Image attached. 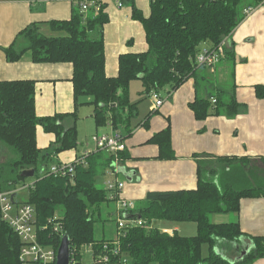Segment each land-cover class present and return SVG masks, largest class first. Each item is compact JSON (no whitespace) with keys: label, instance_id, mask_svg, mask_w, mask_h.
<instances>
[{"label":"trees","instance_id":"1","mask_svg":"<svg viewBox=\"0 0 264 264\" xmlns=\"http://www.w3.org/2000/svg\"><path fill=\"white\" fill-rule=\"evenodd\" d=\"M81 1L77 0L70 19L50 21L52 29L62 35L47 36L37 23H30L16 34L9 46L2 48L8 62L21 59L25 53L36 63L70 62L75 110L39 117L35 112L33 80H0V151L6 148L12 154L0 162V191L23 182L26 178L20 175L23 170L34 169L35 180L27 188V198L23 201L34 206L37 225L48 224L39 234L43 244L57 250L62 234L68 236L69 264H82L81 249L85 245L91 247L94 256L108 252L109 263L114 264H250L253 259L264 258V236L247 234L238 221L216 224L209 218L213 213L238 212L241 198L264 196V157L258 161L261 166L246 157L219 156L218 167H212L214 174L204 172L203 163L198 161L195 188L149 191L145 201L135 203L128 212L139 214L144 224L117 230L120 236L107 240L96 239L94 235L95 216L109 196L107 189L96 185L95 177L108 162L125 160L126 149L116 155L111 153L103 161L102 151L90 154L85 165L75 166L72 176L40 175L48 168L47 163L54 161L53 155L77 146L75 123L80 97L92 98L89 103L97 127L110 122L117 129L135 111V104L129 103L131 80L141 81L143 94L151 90L160 92L164 87L168 93L173 92L198 68L193 59L200 45L209 41L214 47L230 35L243 19L244 5L250 3L247 0H149L150 13L145 17L134 0H121L123 5L132 7V18L141 22L147 50L121 53L117 75L109 77L105 74L102 35L108 20L105 4L99 11L90 6L83 12ZM222 91L217 93L214 104L208 98L191 101L194 117L204 120L211 107L218 108ZM255 93L259 99L264 98V84L256 85ZM238 106L230 100L227 114H234ZM66 117L71 118L69 125L64 123ZM38 125L45 132L55 134L50 151L37 147ZM170 138L166 127L149 139L160 148L161 158L173 157ZM166 150L169 153L165 155ZM59 209L62 212L58 216ZM154 220L194 222L196 231L192 236L175 232L170 235L153 226ZM51 222L58 223V232L52 229ZM240 238L251 242L248 253L241 259L230 262L214 251L221 241L231 244L240 242ZM116 239L119 250L112 255ZM204 244L209 246L206 257L202 256ZM20 247L19 237L0 218V264H20Z\"/></svg>","mask_w":264,"mask_h":264},{"label":"crops","instance_id":"2","mask_svg":"<svg viewBox=\"0 0 264 264\" xmlns=\"http://www.w3.org/2000/svg\"><path fill=\"white\" fill-rule=\"evenodd\" d=\"M247 2L254 5L255 9L244 15L226 37L223 58L214 66L195 69L173 92L168 93L167 87L161 89L164 101L158 109L152 108L153 102L149 93L143 94L141 81L133 79L128 92L129 103L135 104L134 113L117 129H114L110 122L97 127L93 118V107L89 103L92 98L80 97L77 107L78 118L75 123L78 144L75 148L53 155V160L72 162L86 151L95 154L100 150L94 148L91 139L93 134L119 133L123 136L127 158L103 165L98 177L95 178L96 182H102L104 189L108 180L122 181L124 185L118 192V199L122 197L134 203H143L149 191L195 188L198 161L203 163L204 172L209 171L211 174L215 171L212 167H218L216 158L219 156L246 157L252 161H260V158L264 157V98L259 99L256 96L255 86L264 84V6L260 5L258 0ZM76 4L77 0H0V80H33L35 112L39 117L71 113L75 110L72 64L36 63L31 60L29 53H25L17 61L8 62L2 48L9 46L16 34L30 23H37L40 31L47 36L60 35L61 32L52 29L50 21L70 19L77 8ZM134 4L143 16L149 15V0H134ZM245 7L246 5L243 9ZM104 10L108 15L102 29L105 74L114 77L118 72L117 61L121 53H140L147 50L146 34L141 22L132 18L130 5L124 4L119 7L112 1L105 4ZM88 13L89 11L86 15ZM210 46L209 41L203 42L199 50ZM136 90L139 93H135ZM221 90L223 91L220 106L211 107L204 120L196 119L190 102L196 98H208L209 102L214 104L216 95ZM142 99L144 104L140 105L143 103ZM232 99L239 106L230 116L226 112V105ZM64 123L69 125L71 118L66 117ZM166 127L171 133L170 148L173 157L161 158L160 148L149 139ZM55 139L54 133L45 132L39 125L36 127V143L39 149L50 151ZM166 153H169L168 150L165 155ZM101 155L103 161L110 153L102 151ZM33 182L34 179L30 184ZM18 194L17 192L13 196L15 201L24 202L17 198ZM113 194L108 191L107 201L101 205L95 216V221H99L100 226L103 225L101 236L94 234L96 239H115L118 236L117 221L109 231L101 221L104 219V212L110 211L112 216H116L118 202L113 199ZM239 203L238 212L213 213L209 218L216 224L238 221L241 230L247 234L264 236V196L241 198ZM166 222L168 221L154 220L152 225L170 235L173 232L183 236L195 234V223L191 227L185 225L186 222L169 221L168 224ZM181 229L186 234H181ZM250 243L242 238L240 242L235 241L231 244L221 241L214 251L233 262L241 259L244 256L243 252L249 251ZM201 247L202 256L206 257L209 246L204 244ZM205 248L206 255L203 254ZM81 262L114 264L95 262L89 245L81 249ZM250 264H264V258L253 259Z\"/></svg>","mask_w":264,"mask_h":264},{"label":"built area","instance_id":"3","mask_svg":"<svg viewBox=\"0 0 264 264\" xmlns=\"http://www.w3.org/2000/svg\"><path fill=\"white\" fill-rule=\"evenodd\" d=\"M115 1L116 5L122 7L121 0H82L81 7L82 11L86 12L90 6L95 7L96 11H99L102 4ZM260 5L264 6V0H259ZM255 9V6H246L242 14L248 15ZM225 42L226 38H222L216 46L209 48H202L195 55L193 61L197 67L202 66H214L220 59L223 58L225 54ZM149 96L153 102V109H158L161 107L164 101V95L161 91L151 90ZM94 148L100 151H107L110 154L116 155L121 150H124L125 143L123 141L122 135L119 133H98L93 134L91 137ZM90 152L86 151L81 155V157L73 160L72 162H58L53 163L50 167L45 168L40 173L44 175L52 176H66L74 173L75 166L78 164H86V158ZM116 161V160H115ZM32 184L23 185L21 188H28ZM124 183L122 181H110L106 182V189L113 192V199L117 200V230L121 231L123 228L133 227L135 225H143V221L140 219H127L124 217L125 214L133 209L135 203L129 201L125 198L120 197L118 199V192L123 187ZM19 191L16 187L9 190L0 191V218L8 224V226L14 231V233L19 237L21 241V247L19 251V262L20 264H54L56 260V250L51 245L43 244L39 238L41 231L47 229L48 224L36 223L35 218V208L32 204L26 202H17L13 196ZM52 229L55 232L59 231V225L57 222H51ZM118 237L120 236L117 233ZM117 237V238H118ZM115 248L112 250V255L118 254V241H114ZM106 250V245L104 248ZM94 256V255H93ZM111 254L108 252L95 254L94 260L97 263H108Z\"/></svg>","mask_w":264,"mask_h":264},{"label":"rangeland","instance_id":"4","mask_svg":"<svg viewBox=\"0 0 264 264\" xmlns=\"http://www.w3.org/2000/svg\"><path fill=\"white\" fill-rule=\"evenodd\" d=\"M60 33V32H59ZM63 33L61 32V34L60 35H62ZM135 93H139V91L138 90H136L135 91ZM143 100V99H142ZM141 104H144V100H143V103H140V105ZM137 105L139 106V101L137 102ZM84 124H86V123H84ZM10 157H12V154L5 148L3 151H0V162H3L6 158H10ZM54 163V161H51V162H48L47 163V167H50L52 164ZM256 164H261L260 162H257ZM261 166H262V164H261ZM40 175H42V174H40ZM35 177L36 176H33V177H27V178H25V180L22 182V184L23 185H28V184H30V182L34 179L35 180ZM97 177H98V175H97ZM102 179V178H101ZM97 181V180H96ZM102 181V180H101ZM22 184L21 183H18V184H16V186H17V188L19 189V191H18V196H17V198L19 199V200H26V198H27V190H26V188H21V186H22ZM96 185L97 186H99V187H102V182H96ZM12 187V186H11ZM10 188V187H9ZM106 209V208H105ZM107 210H110V209H107ZM106 210V211H107ZM62 211H61V209H59V212H58V214H60ZM97 218V217H96ZM103 218L104 219H101V221L103 222V223H105V228H106V230H110V228L112 227V226H115V223H116V216L114 215V216H112L111 215V213H110V211H108L107 213H103ZM166 221V220H165ZM164 222V221H163ZM99 223V221H97L96 222V224H95V229H94V234L95 235H97V236H101L100 235V231H101V227L103 226V225H99L98 224ZM167 224L169 223V221L168 222H166ZM185 225H190L191 227H193L194 226V222H186V224ZM159 228V227H158ZM188 232V231H187ZM180 233L181 234H186L185 233V231H182V229L180 230ZM188 234V233H187ZM85 247V246H84ZM203 254H207V249L205 248V250H203ZM204 255V256H205ZM124 260H126L125 258H124ZM151 264H157V263H155V262H153V263H151Z\"/></svg>","mask_w":264,"mask_h":264},{"label":"water","instance_id":"5","mask_svg":"<svg viewBox=\"0 0 264 264\" xmlns=\"http://www.w3.org/2000/svg\"><path fill=\"white\" fill-rule=\"evenodd\" d=\"M23 177H33L34 176V169H25L21 172L20 174ZM125 218L127 219H139L140 215L139 214H125ZM248 251L243 252L247 253ZM243 256V255H242ZM69 257H70V242L69 238L66 234H62L60 238L59 245L56 250V260L54 264H69Z\"/></svg>","mask_w":264,"mask_h":264}]
</instances>
